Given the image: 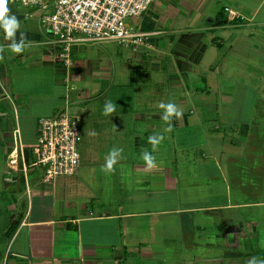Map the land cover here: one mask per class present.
<instances>
[{
  "label": "crops",
  "instance_id": "crops-1",
  "mask_svg": "<svg viewBox=\"0 0 264 264\" xmlns=\"http://www.w3.org/2000/svg\"><path fill=\"white\" fill-rule=\"evenodd\" d=\"M8 8L20 24L15 39L23 33L25 47L20 54L11 52L12 41L0 28L5 160L16 132L20 138L26 132L22 122L30 123L35 140L37 120L63 110L80 117L82 139L80 167L71 177L43 184L41 175L30 180L29 174L5 171L13 176L1 177L13 195L8 224H18L9 237V225L1 234L0 259L160 264L170 226L181 231L177 241L184 248L195 245L200 231L212 229L221 237L259 230L238 210L264 206V199L249 201L251 193L259 194L254 186L264 184V145L254 141L264 130L252 118L264 101L225 94L220 102L210 99L214 89L231 87L226 84L231 79L248 86L239 63L249 68L250 53L264 55V0H155L132 19L134 30L148 35L144 45L77 44L70 50L71 65L60 58L62 46L42 25L37 8L17 0H9ZM225 8L236 17L229 18ZM109 101L116 108L105 115ZM243 101L250 107L240 120L236 111ZM161 103H174L182 116L163 120ZM187 104L193 107L186 113ZM153 135L163 137L155 147L149 141ZM114 149L122 151L107 172ZM145 151L156 167L146 166ZM217 185L225 191L224 203L190 205L202 199V188L216 199Z\"/></svg>",
  "mask_w": 264,
  "mask_h": 264
},
{
  "label": "built area",
  "instance_id": "built-area-1",
  "mask_svg": "<svg viewBox=\"0 0 264 264\" xmlns=\"http://www.w3.org/2000/svg\"><path fill=\"white\" fill-rule=\"evenodd\" d=\"M22 6H32L40 13L41 23L62 46L60 58L71 65L70 50L77 44L116 42L126 46L145 44L147 34L139 33L127 21L141 16L155 0H17ZM229 18L235 13L225 8ZM81 119L66 110L36 122L35 143L29 149L31 161L26 163L24 147L16 132L13 152L7 158L9 166L26 176L41 171L43 184L60 177L75 175L80 167L79 145ZM10 166V167H11ZM11 171L10 169H8ZM12 170V171H16ZM6 264V258L0 259Z\"/></svg>",
  "mask_w": 264,
  "mask_h": 264
},
{
  "label": "rangeland",
  "instance_id": "rangeland-1",
  "mask_svg": "<svg viewBox=\"0 0 264 264\" xmlns=\"http://www.w3.org/2000/svg\"><path fill=\"white\" fill-rule=\"evenodd\" d=\"M127 23L131 26L132 20H128ZM246 60V59H243ZM249 68H246L244 64L240 61V67L242 68L241 71H243L241 74L243 77H241L240 74H236L237 76L240 75V78H247L248 82L243 83L248 86L244 85H238V83H235L234 79L230 80V83H226L230 85L229 88L221 89L220 87L213 90L215 94H212V100L215 102L216 97L218 99V102H220V98L222 94L230 95L233 97L236 95V97L240 99H246L250 100L252 99L251 96H255L256 98L263 99L264 101V55L258 54L253 55L249 54L248 60ZM255 61H258L255 63ZM249 69V70H248ZM234 75V74H233ZM234 75V76H236ZM229 82V81H228ZM129 90V89H126ZM220 90V93H219ZM153 91V90H151ZM130 93V92H129ZM128 93V94H129ZM126 96H128L126 94ZM129 97V96H128ZM232 97V98H233ZM234 99V98H233ZM208 106V105H207ZM193 105L187 104L184 106V111L190 112ZM221 106H219L220 108ZM238 107V117L240 120H243L246 118V114L249 111V103L246 104L245 101L242 102V105L237 106ZM195 108V107H194ZM226 108H229V106H225ZM224 109V107H223ZM221 108L219 111H225ZM233 110V108H231ZM195 111V109H194ZM69 112L70 109H69ZM197 113V111H196ZM262 114V115H261ZM252 118H255V120L259 121L257 125L259 127H262L264 130V105L256 106V110L254 112V116ZM23 132H25L24 135L21 136V142L24 147V149H29L33 146L35 143L33 135L31 134V125L29 122L24 121L22 122ZM176 137V136H175ZM109 138V137H108ZM107 138V139H108ZM177 138V137H176ZM82 139V134H81ZM111 139V138H109ZM116 140V138H113ZM257 140V143L259 145H264V131H260L259 139H254V141ZM254 141H251L250 143H253ZM200 142H203V136L200 138ZM81 143V141H80ZM3 140L0 139V146H2ZM80 146V145H79ZM13 149L10 150V152L7 155V158L12 154ZM80 150V149H79ZM9 161L5 160V153L0 149V240H1V234L3 233L4 229L9 225V221L11 218V215L13 211L11 210L12 203V193L4 186L2 182V176L5 177L12 176V173H17V176L20 177L21 173L18 171V169H13V166H9ZM7 169H10L12 173L6 172ZM16 170V171H12ZM41 175V171L39 169H36L33 173H30L28 178L30 180H33L35 177H38ZM204 188H206L205 185ZM257 187V190H259L258 193H251L249 195V201H253V198L258 197V199H264V184H257L254 186V188ZM202 188L201 190L204 191V193L201 194L202 199H200L199 202H191L190 205H199V206H209L213 204H221L224 203L221 201V199L224 197L225 191L222 188V185L218 187L217 185V195L216 199L211 200V197L207 195L205 192V189ZM207 189V188H206ZM204 195H207L206 197ZM235 195V194H234ZM251 199V200H250ZM241 213L239 217L241 218L243 216V219L246 218L250 221H252L255 226L259 227V230H257L256 233H248V230L244 231V233H227L226 235H223L219 237L217 233H213L212 229H209L207 232L200 231V233H195V245L192 246H182V244L177 240H182V234L181 231L177 230V227H171L169 229V237L170 240L167 247L164 249V258L163 262L160 264H249V262L253 259V257H256L257 260H264V206L258 207V208H251V209H241L238 210ZM173 221V218H170V222ZM257 222L261 225H258ZM212 228V227H211ZM215 228V227H213ZM220 229V227H219ZM191 231V230H190ZM193 235L192 233H190ZM188 232H185L184 236L185 238L188 237ZM199 236V242L198 245L197 237ZM175 238V239H172ZM4 240L0 241V247L4 244ZM187 241V239H186ZM186 244V243H185ZM182 246V247H181ZM202 258V259H199Z\"/></svg>",
  "mask_w": 264,
  "mask_h": 264
},
{
  "label": "clouds",
  "instance_id": "clouds-1",
  "mask_svg": "<svg viewBox=\"0 0 264 264\" xmlns=\"http://www.w3.org/2000/svg\"><path fill=\"white\" fill-rule=\"evenodd\" d=\"M8 3L9 0H0V28L3 29L5 39L12 41L11 45L8 46L11 52L20 54L24 51L25 47L24 36L23 33H21V39L19 40V42L16 41L15 35L20 28V24L14 15H9ZM2 47L3 45H0V50H2ZM160 107L164 110L163 120L165 121H169L173 115H175L177 118H180L182 116V112L178 110L177 106L174 103H161ZM115 108L116 105L109 101L104 107V114L109 115L113 113L115 111ZM162 139L163 137L158 135L149 137V141L154 147L158 145ZM121 151L122 149H114L110 152L106 162L105 171H113V165L116 163ZM143 160L145 161L146 166L149 169L156 167L155 157L149 152L145 151L143 153ZM249 264H264V260H257L256 257H253Z\"/></svg>",
  "mask_w": 264,
  "mask_h": 264
},
{
  "label": "trees",
  "instance_id": "trees-1",
  "mask_svg": "<svg viewBox=\"0 0 264 264\" xmlns=\"http://www.w3.org/2000/svg\"><path fill=\"white\" fill-rule=\"evenodd\" d=\"M24 153H25V160H26V163L29 164L30 161H31V155H30V151L29 149H24ZM34 172V171H33ZM33 172H29L28 174L30 173H33ZM21 177L23 176V174L21 173L20 174ZM17 221H14L12 222L10 225H9V228H8V231L6 232V235L9 237L12 232L14 231L15 227L17 226Z\"/></svg>",
  "mask_w": 264,
  "mask_h": 264
}]
</instances>
